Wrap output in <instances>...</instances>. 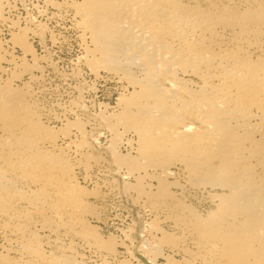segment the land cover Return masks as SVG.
I'll return each mask as SVG.
<instances>
[{
  "label": "bare ground",
  "instance_id": "bare-ground-1",
  "mask_svg": "<svg viewBox=\"0 0 264 264\" xmlns=\"http://www.w3.org/2000/svg\"><path fill=\"white\" fill-rule=\"evenodd\" d=\"M43 1L120 90L93 123L45 105L49 63L28 41L43 28L10 22L0 264H143L104 230L120 189L150 215V264H264V0Z\"/></svg>",
  "mask_w": 264,
  "mask_h": 264
},
{
  "label": "rangeland",
  "instance_id": "rangeland-1",
  "mask_svg": "<svg viewBox=\"0 0 264 264\" xmlns=\"http://www.w3.org/2000/svg\"><path fill=\"white\" fill-rule=\"evenodd\" d=\"M3 13L6 21L0 20V37L2 39H5L9 33L10 22L19 26H40L43 28V32L40 31V36L38 34L29 36L28 41L35 53L46 58L45 61L49 63V67L44 65L42 80L46 93L42 95L41 99L45 105L50 104L49 106L56 108L57 110H55L58 112L62 107L75 106L79 109L78 113L82 114L79 116L92 120V123L96 120L98 112L110 110L116 93L120 90L119 85L111 80L93 77L79 63L82 47L78 43V39L74 37L75 29L71 25L72 20L68 13L62 14L54 11L43 0H7L3 7ZM16 51L15 53H18V50ZM99 136V142L103 144L102 131ZM120 150L124 152L122 147ZM115 178L120 186V179L117 176ZM194 198L193 196L192 201H196ZM113 200L115 202L108 210L106 226L103 229L117 236H121L123 231H127L129 235L127 243L134 256L143 264H150L138 251L140 243L146 240L145 234L150 215L133 203L129 195L123 193L121 189Z\"/></svg>",
  "mask_w": 264,
  "mask_h": 264
}]
</instances>
